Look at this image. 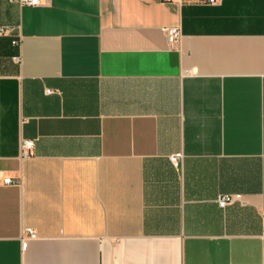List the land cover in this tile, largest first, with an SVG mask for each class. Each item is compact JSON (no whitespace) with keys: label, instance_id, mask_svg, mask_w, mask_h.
<instances>
[{"label":"crops","instance_id":"0c3cea01","mask_svg":"<svg viewBox=\"0 0 264 264\" xmlns=\"http://www.w3.org/2000/svg\"><path fill=\"white\" fill-rule=\"evenodd\" d=\"M0 26V264H264V0H0Z\"/></svg>","mask_w":264,"mask_h":264},{"label":"built area","instance_id":"2783aa9c","mask_svg":"<svg viewBox=\"0 0 264 264\" xmlns=\"http://www.w3.org/2000/svg\"><path fill=\"white\" fill-rule=\"evenodd\" d=\"M21 3H28V4H38L39 0H19ZM206 1H210V2H216L217 0H206ZM168 38L171 42H175L180 34V29L178 26H171L168 28ZM8 32V28H6L5 26H0V34H5ZM13 43L20 45V40L19 39H15L13 41ZM16 58H20V57H16ZM35 145V140L33 138H26L22 141V154L25 155H29L31 154L33 148ZM172 161L174 162L175 165L179 164L180 161V155L179 154H173L171 156ZM3 181L6 183H10V182H17L19 181L14 180L13 177L11 175H7L4 176ZM234 200V196L232 194H222L221 196L218 197V202L220 204V206H226L228 203H230L231 201ZM27 232L30 236H35L36 232L33 228L28 227L27 228Z\"/></svg>","mask_w":264,"mask_h":264}]
</instances>
